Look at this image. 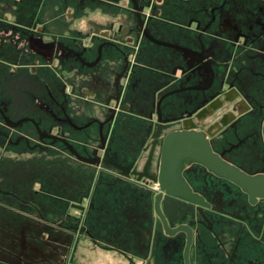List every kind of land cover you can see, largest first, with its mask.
I'll list each match as a JSON object with an SVG mask.
<instances>
[{"label": "flooded vegetation", "instance_id": "1", "mask_svg": "<svg viewBox=\"0 0 264 264\" xmlns=\"http://www.w3.org/2000/svg\"><path fill=\"white\" fill-rule=\"evenodd\" d=\"M8 2L19 21L0 17L3 201L31 205L15 172L51 165V190L34 171L26 191L69 206L62 218L75 222L54 224L34 206L46 229L125 264H262L264 0H58L51 17L54 0ZM181 135L257 180L253 192L189 155L166 164L169 138ZM98 195L130 212L143 244L92 238L84 217L102 209Z\"/></svg>", "mask_w": 264, "mask_h": 264}, {"label": "crops", "instance_id": "2", "mask_svg": "<svg viewBox=\"0 0 264 264\" xmlns=\"http://www.w3.org/2000/svg\"><path fill=\"white\" fill-rule=\"evenodd\" d=\"M57 1L58 0H54V2L47 3L48 6L46 11L48 17H51L54 14L56 15L59 13L58 11H56L55 8V6L59 4V2ZM18 15H19V8H17L16 5L9 3L8 0H0V17H7L10 20L19 21ZM220 47H221L220 45L217 46L218 60H216L215 63V68L219 76L218 77L219 81L220 78L222 79L224 76L223 71H224V64L226 62L224 59L223 52L219 51V49H221ZM140 77H143V73L140 74ZM245 86L247 87L246 89L248 91H251L252 85L247 86V84H245ZM216 87L219 88L220 86L217 84ZM172 111L173 110L168 108V113H172ZM173 112L179 113V110H175ZM124 125H126L125 128L137 127V123L131 122V120L129 119H127L123 123V126ZM124 131H125L124 129L120 130V133L122 134ZM6 172L7 171L1 173L2 178L5 174L7 175ZM15 173L25 174V172H15ZM8 174H10V172ZM23 185L24 183L17 186V188H14V190H16V193L21 195L23 191L27 190L26 188L25 190H21ZM101 197L102 195H98L95 203H96V207L102 206L103 210L101 208L92 209L84 217V224L86 225L92 238L100 244H108V243H112L113 240H117L121 242V245L129 251L135 250L132 249V246H134L135 244L137 243L143 244L145 233L144 231L142 232L140 227L137 226L135 219L131 216V214H129L130 212L126 211V209L121 212L120 209L119 212L115 214L116 213L115 205H112V203L108 204ZM11 202L15 204L18 203L13 200ZM53 204H52L53 207H55L56 204L55 203ZM33 205L35 206V204ZM104 210H107V212H105ZM119 213L120 214L122 213L123 215H120ZM26 218L27 217L24 214H20V213L17 214L8 213L3 215L0 214V224L1 227L5 228L6 232L9 234V232L13 230L16 229L19 230L20 227L25 223ZM28 227L34 228L35 224L30 223ZM25 230L28 231V228H26L24 225L23 231ZM64 233L69 237V241L73 243V238L71 237V234L69 232H64ZM7 251L9 250L7 249ZM259 254H260L259 258L262 264H264V246L259 248ZM67 259H69V257ZM68 262L70 264H115V263L125 264L123 258H121L118 254L112 251H107L99 248L98 246L93 244L88 238H79L76 240V242L74 243L73 252Z\"/></svg>", "mask_w": 264, "mask_h": 264}, {"label": "rangeland", "instance_id": "3", "mask_svg": "<svg viewBox=\"0 0 264 264\" xmlns=\"http://www.w3.org/2000/svg\"><path fill=\"white\" fill-rule=\"evenodd\" d=\"M50 160V158H48ZM48 160V161H49ZM51 161V160H50ZM55 169V168H54ZM50 165L38 167L33 170H27L22 178H20V185L24 183L21 190H25L26 185L30 181L28 178L34 177V171H36V179H42L46 184V190H51V171L54 170ZM1 176V174H0ZM40 179V180H41ZM32 180V179H30ZM0 184L2 181L0 179ZM37 186H34V189ZM23 197L28 198L27 201L35 204V207L41 211V213L52 223L62 222L64 225H73L75 221L62 218L63 213L73 214L74 211L65 204L56 203L55 215L53 213V201L49 198L37 197L33 194L31 189L23 191L21 194ZM4 196L0 194V214L8 213H20L24 214L27 218L25 223L19 230H13L6 232L5 228L0 224V264H67L69 263L70 256L72 254L71 246L74 245L76 239L72 242L69 241V237L60 230L46 229L38 220L34 219V215L37 209L34 205L12 203L11 201H3ZM4 202V204H1ZM6 202V203H5ZM53 204V205H52ZM75 214V213H74ZM74 218H77L74 216ZM30 223H34L35 227H28ZM24 225L28 228V231H23ZM33 239V240H32ZM73 247V246H72ZM7 249L9 251H7ZM69 257V259H67ZM68 260V261H67Z\"/></svg>", "mask_w": 264, "mask_h": 264}, {"label": "water", "instance_id": "4", "mask_svg": "<svg viewBox=\"0 0 264 264\" xmlns=\"http://www.w3.org/2000/svg\"><path fill=\"white\" fill-rule=\"evenodd\" d=\"M181 51L185 50L181 49ZM189 138L190 137L187 135L173 136L169 138V141L165 146L167 149L166 155L164 157L166 164L175 165L182 155H189L191 158L204 165L218 177L233 182L244 190L253 192V188L258 185L257 180L247 177L237 169L223 162L216 155H213L203 140L198 141L196 138ZM77 157L80 161L86 164H92L90 160L80 158L79 156ZM108 162L117 168L122 169L110 159ZM93 243L95 244L96 242L93 241Z\"/></svg>", "mask_w": 264, "mask_h": 264}]
</instances>
